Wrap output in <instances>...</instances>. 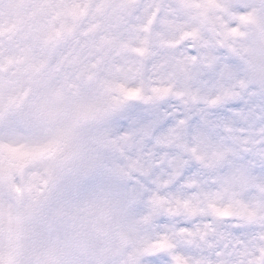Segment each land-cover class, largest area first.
<instances>
[{"label": "snow or ice", "instance_id": "6c2138e0", "mask_svg": "<svg viewBox=\"0 0 264 264\" xmlns=\"http://www.w3.org/2000/svg\"><path fill=\"white\" fill-rule=\"evenodd\" d=\"M264 0H0V135L76 117L115 193L113 264H264Z\"/></svg>", "mask_w": 264, "mask_h": 264}, {"label": "rangeland", "instance_id": "374dc122", "mask_svg": "<svg viewBox=\"0 0 264 264\" xmlns=\"http://www.w3.org/2000/svg\"><path fill=\"white\" fill-rule=\"evenodd\" d=\"M74 118L52 115L37 128L0 135V175L8 172L6 182L0 178V249L11 246L6 233L13 228L25 248L71 232L75 245L92 249L94 264H113L125 246L115 193L92 179L95 166L85 151H71Z\"/></svg>", "mask_w": 264, "mask_h": 264}, {"label": "clouds", "instance_id": "9594fccd", "mask_svg": "<svg viewBox=\"0 0 264 264\" xmlns=\"http://www.w3.org/2000/svg\"><path fill=\"white\" fill-rule=\"evenodd\" d=\"M258 39L264 40V34L257 31V25L253 22L245 30V38L238 42V46L247 47ZM73 198L84 200L75 191ZM6 237L12 243L11 246L6 245L0 249V264H94L92 249L83 250L75 245L71 232L53 234L34 248H25L22 238H18L19 234L14 228L6 233Z\"/></svg>", "mask_w": 264, "mask_h": 264}, {"label": "bare ground", "instance_id": "6f19581e", "mask_svg": "<svg viewBox=\"0 0 264 264\" xmlns=\"http://www.w3.org/2000/svg\"><path fill=\"white\" fill-rule=\"evenodd\" d=\"M6 202V201H5ZM114 253V252H113Z\"/></svg>", "mask_w": 264, "mask_h": 264}]
</instances>
